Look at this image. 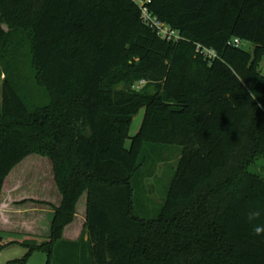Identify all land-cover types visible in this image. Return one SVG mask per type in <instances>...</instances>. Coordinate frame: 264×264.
Returning a JSON list of instances; mask_svg holds the SVG:
<instances>
[{
	"label": "trees",
	"instance_id": "obj_1",
	"mask_svg": "<svg viewBox=\"0 0 264 264\" xmlns=\"http://www.w3.org/2000/svg\"><path fill=\"white\" fill-rule=\"evenodd\" d=\"M151 1L185 41H162L131 0H0V200L32 155L62 196L23 263L41 251L47 264H264V178L249 171L264 158V0ZM21 65L44 106L23 93ZM168 147L181 155L166 202L141 218L138 182ZM84 195V231L66 240Z\"/></svg>",
	"mask_w": 264,
	"mask_h": 264
},
{
	"label": "rangeland",
	"instance_id": "obj_2",
	"mask_svg": "<svg viewBox=\"0 0 264 264\" xmlns=\"http://www.w3.org/2000/svg\"><path fill=\"white\" fill-rule=\"evenodd\" d=\"M241 47L248 53H252L254 50V46L249 42H243ZM260 70L264 74V62L260 65ZM20 72V83L27 100L35 106L47 104L49 101L48 93L36 85L30 75V71L24 65H21ZM3 79L4 76L0 73V105L2 102ZM152 83V81L145 82V85L139 88L136 86L135 89H143V87L152 85ZM144 115L145 110H142L134 118L130 129V138L135 137L139 133ZM129 146L130 140L126 144L127 148ZM180 155V147H168L162 152L161 156H156L155 162L158 163L145 170L146 177H142L139 180L140 187L139 184L137 185L138 200L136 207L137 213L141 218L152 219L160 214L166 202L167 193L174 178ZM249 171L259 174L264 178V158H259L256 165L251 166ZM14 181H19V184H21L19 190L22 197L27 196V198L36 199L35 203L38 209L47 210L50 208L46 202H43L44 200L59 204L62 199L54 180L52 163L47 158L38 155L27 158L13 170L6 181V186L8 187ZM82 198L77 204L76 216L73 222L66 226L63 232L64 239L76 238L84 231L86 218L83 216L82 209L85 207L86 200L84 196ZM41 216L40 214L36 216L31 212L23 213L22 215H11L9 217L10 220H8L9 223H6L4 232L0 230V264H47L48 256L41 251L33 252L28 261L23 263L22 260L28 251L22 245L23 242L12 241L23 239L25 237L23 232H32L33 225L41 221ZM48 238H39L38 241L44 242Z\"/></svg>",
	"mask_w": 264,
	"mask_h": 264
},
{
	"label": "crops",
	"instance_id": "obj_3",
	"mask_svg": "<svg viewBox=\"0 0 264 264\" xmlns=\"http://www.w3.org/2000/svg\"><path fill=\"white\" fill-rule=\"evenodd\" d=\"M7 179H6V181H7ZM6 181L4 183V187H3V191H2V197L0 200V230L2 232H4V228L6 226V223H9L8 220H10L9 217L11 215H22L23 213H31L32 212L36 216H37V214L42 215L41 221L38 223H35L33 225L34 228L32 229V232H26V233L23 232V234L25 235V237L23 239L12 240V241H18L19 243H21V242H25V241L30 240V239L38 240L39 238H48L51 234V225H52V221L54 218L53 207L54 208L59 207L62 199L59 202V204H54L52 201L44 200L43 202H46L48 204V207H50V208H48L47 210H43V209L41 210L40 208L38 209V207L35 203L36 199L27 198V196L22 197L21 192L19 190V188L21 187V184H19V181H17V182L14 181V182L10 183L8 185V187L6 186ZM84 198L86 201H85V207L82 210H83V216H84V218H86V212H87L86 195H84ZM50 205H52V206H50ZM43 216H44V218H43ZM45 218H46V220H44ZM38 231H39V234H38ZM79 238H80V234L76 238L66 239V240L77 241ZM14 243H17V242H14Z\"/></svg>",
	"mask_w": 264,
	"mask_h": 264
},
{
	"label": "built area",
	"instance_id": "obj_4",
	"mask_svg": "<svg viewBox=\"0 0 264 264\" xmlns=\"http://www.w3.org/2000/svg\"><path fill=\"white\" fill-rule=\"evenodd\" d=\"M131 1L140 12L142 24L153 30L162 41L170 44H179L185 41L180 31L173 29L170 25L161 21L154 15L150 9V5L152 4L151 0ZM233 45L239 47L242 45V42L238 39H235L233 41ZM196 52L211 60L216 58L215 51L205 48L200 44L196 45ZM143 85H145V81L140 82L137 87L139 88Z\"/></svg>",
	"mask_w": 264,
	"mask_h": 264
},
{
	"label": "clouds",
	"instance_id": "obj_5",
	"mask_svg": "<svg viewBox=\"0 0 264 264\" xmlns=\"http://www.w3.org/2000/svg\"><path fill=\"white\" fill-rule=\"evenodd\" d=\"M250 219H251V217H250ZM260 231H262V229H260V228H257V229H256V232H257L258 234H259Z\"/></svg>",
	"mask_w": 264,
	"mask_h": 264
}]
</instances>
